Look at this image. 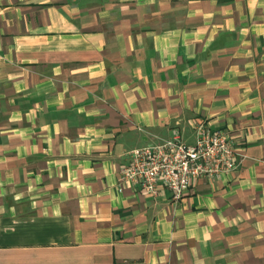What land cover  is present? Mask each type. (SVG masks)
Masks as SVG:
<instances>
[{"label":"crops","instance_id":"1","mask_svg":"<svg viewBox=\"0 0 264 264\" xmlns=\"http://www.w3.org/2000/svg\"><path fill=\"white\" fill-rule=\"evenodd\" d=\"M201 123L238 169L120 182ZM0 264H264V0H0Z\"/></svg>","mask_w":264,"mask_h":264},{"label":"built area","instance_id":"2","mask_svg":"<svg viewBox=\"0 0 264 264\" xmlns=\"http://www.w3.org/2000/svg\"><path fill=\"white\" fill-rule=\"evenodd\" d=\"M197 128L191 144L175 128L169 138L131 149L129 162L121 166L120 182L138 184L152 194L168 189L179 200L198 178H216L240 167L244 154L226 130L202 123Z\"/></svg>","mask_w":264,"mask_h":264}]
</instances>
